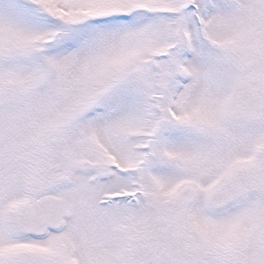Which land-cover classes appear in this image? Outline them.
<instances>
[{
    "label": "snow or ice",
    "instance_id": "6c2138e0",
    "mask_svg": "<svg viewBox=\"0 0 264 264\" xmlns=\"http://www.w3.org/2000/svg\"><path fill=\"white\" fill-rule=\"evenodd\" d=\"M0 264H264V0H0Z\"/></svg>",
    "mask_w": 264,
    "mask_h": 264
}]
</instances>
